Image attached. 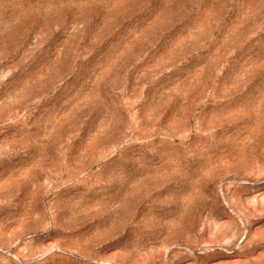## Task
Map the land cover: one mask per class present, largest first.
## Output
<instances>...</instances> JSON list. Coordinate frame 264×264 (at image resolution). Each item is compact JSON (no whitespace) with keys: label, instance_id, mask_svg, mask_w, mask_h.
<instances>
[{"label":"rangeland","instance_id":"rangeland-1","mask_svg":"<svg viewBox=\"0 0 264 264\" xmlns=\"http://www.w3.org/2000/svg\"><path fill=\"white\" fill-rule=\"evenodd\" d=\"M0 264H264V0H0Z\"/></svg>","mask_w":264,"mask_h":264}]
</instances>
